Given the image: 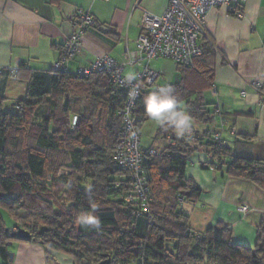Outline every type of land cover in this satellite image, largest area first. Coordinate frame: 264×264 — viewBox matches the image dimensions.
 <instances>
[{"label": "trees", "instance_id": "16d2710c", "mask_svg": "<svg viewBox=\"0 0 264 264\" xmlns=\"http://www.w3.org/2000/svg\"><path fill=\"white\" fill-rule=\"evenodd\" d=\"M200 46L202 52L192 64L181 65L191 73L207 51ZM203 73L193 77L191 89L180 86L184 83L181 79L174 87L180 100L193 98L187 101L186 111L199 122L210 120L212 115L202 103L206 83H211ZM4 76H9L8 71ZM3 78L0 210L6 208L14 227L28 230L32 238H12L0 212V264H9L7 250L14 241H32L64 253L73 264H96L107 256L111 264H264V218L255 228L254 245L247 246L233 242L231 229L220 221L209 223L202 231L192 229L183 211V204L196 203L203 191L184 177L193 153L202 150L208 157L201 167L224 169L226 176L251 181L263 192L264 160L235 155L222 139H214L212 129L183 138L173 136V144L162 151L151 148L155 153L143 157L151 197L145 213L136 200L126 201L134 195L132 182L112 157L121 133L118 110L126 100V89L104 73L80 77L50 68L33 73L24 98L14 103L16 110L6 111ZM75 91L83 105L78 107L79 118L72 125L68 94ZM143 92L132 110L137 129L148 118L143 103L147 94ZM62 98L63 105L56 111ZM162 130L169 135L172 128L165 125ZM60 169L67 172L60 174ZM55 184L65 189L60 200L50 189ZM85 212L99 217V226L79 223L78 216ZM41 228L46 229L40 233Z\"/></svg>", "mask_w": 264, "mask_h": 264}, {"label": "crops", "instance_id": "0c3cea01", "mask_svg": "<svg viewBox=\"0 0 264 264\" xmlns=\"http://www.w3.org/2000/svg\"><path fill=\"white\" fill-rule=\"evenodd\" d=\"M168 2L169 0H0V67L5 71L8 68H20L17 75L3 78V103L10 102L14 105L17 100L24 98L31 75L49 70L58 61L59 47L73 32L70 20L77 10L89 12L95 24L84 33L78 52L68 61L70 71L89 66L101 55L124 62L128 53L135 50L143 13L160 15L167 8ZM241 9V16L225 7L210 10L199 38V43L207 51L196 62L194 72L191 73L170 60L175 64L177 73V80L173 83L172 79L169 80L173 73L169 79L162 78L163 75L170 74L158 62L162 58L151 60L150 66L160 75L155 85L143 92L149 94L162 86L174 89L180 79L184 80L180 86L191 89L193 77L197 79L204 72L211 83H206L208 87L202 93V103L204 108L212 110V115L206 122L192 119L191 131L185 135L194 132L203 134L212 129L215 134H220L225 145L235 155H238L233 147L236 144L250 141L255 142L256 146H264V0H246ZM141 69L142 65L125 66L123 74L128 78L135 77ZM254 82L259 83V87H255ZM192 99H181V110L187 112V101ZM162 127L145 118L138 126L142 146L162 151L174 143L171 137L183 138L173 130H170L171 134H166ZM250 158L258 159L252 156ZM188 160L184 177L192 179L203 191L196 203L183 204L186 215L189 214V204L196 206V209L201 203L204 208L205 201L214 203L220 200L228 189V184L225 186L227 180L223 181L224 169L213 171L200 166L208 161L202 150L193 153ZM218 174L222 178H218ZM245 192L241 199L225 207L227 215L218 210L224 208L219 204L214 212L217 216L212 220L211 215L206 224L217 221L227 224L232 231V241L249 246L246 240L253 233L250 225L256 228L264 218V192L251 181L246 184ZM240 200L251 207L248 214L237 212ZM193 211L205 215V210L191 212ZM241 220L244 222L241 223ZM188 225L196 230L189 223ZM14 226L15 224L11 229ZM11 246L14 248L13 260L9 264H73L70 256L46 249L32 241H14Z\"/></svg>", "mask_w": 264, "mask_h": 264}, {"label": "built area", "instance_id": "2783aa9c", "mask_svg": "<svg viewBox=\"0 0 264 264\" xmlns=\"http://www.w3.org/2000/svg\"><path fill=\"white\" fill-rule=\"evenodd\" d=\"M235 1V2H234ZM246 0H169L167 8L160 15L144 12L140 21V32L136 39L135 50L128 53L124 62H117L108 55H101L86 67L70 71L68 61L78 52L82 37L95 20L89 12L77 10L70 24L73 32L67 36L59 47V59L52 65L54 72L71 73L80 77H88L93 73L106 74L118 87L126 89V100L118 115L122 120L121 133L116 142L112 157L119 169L129 173L134 195L126 198L127 202L136 200L142 212L149 211L151 200L143 169V157L153 155L155 150L142 146L137 129V118L132 110L137 97L147 88L155 85L160 73L154 70L149 62L157 58H167L179 65H191L202 50L199 38L203 32L207 13L217 7H225L238 16L243 11L241 7ZM142 65V69L134 78L123 74L125 66ZM3 68L0 67V81L3 78ZM9 76H14L18 68H8ZM255 87L259 83L254 82ZM72 117V125L77 121ZM214 139L220 141V134H214ZM181 202V200H179ZM238 213L245 215L251 211L246 203H239Z\"/></svg>", "mask_w": 264, "mask_h": 264}, {"label": "rangeland", "instance_id": "374dc122", "mask_svg": "<svg viewBox=\"0 0 264 264\" xmlns=\"http://www.w3.org/2000/svg\"><path fill=\"white\" fill-rule=\"evenodd\" d=\"M158 62L162 63V66H164L168 69V73L170 72L169 75L165 74L162 76V78L169 79L171 73H173V77L170 78L169 80L172 79L173 83L176 82L177 73L175 72V66H174L175 64L172 61H170V59H167V58L166 59H164V58L158 59ZM169 80H166V82ZM76 93L77 92L75 91V92L68 94V98H69L68 100L70 102V106H69V108H70V111H69L70 119H72V117L74 115L78 116L77 118H79V114H78L77 110H78V107L83 105L82 101L80 99L78 100V98H76V96H77ZM63 101H64V99L62 98L57 102L56 111H59L60 107L63 105ZM3 110L14 111V110H16V107L13 104H11L10 102H5V103H3ZM233 147H235L234 151L238 155H246L247 157L252 156V157H256L258 159L264 160V146H259V145L256 146L255 142L251 143L250 141L249 142L247 141V143L236 144V146H233ZM248 155H250V156H248ZM66 172H67L66 170L60 169L58 173L63 174ZM219 177H221L220 174H218V178ZM237 178L238 177H231V176H226V175L223 176V179H224L223 181L227 180L226 185L225 184L224 185L227 186V184H228V189L225 193V196L223 198H221L220 200H216V202H214V203L213 202L209 203V202L205 201L204 202V208L201 206V203H199V205H197L196 209H195L196 206L189 204V206H188V213L189 214H187L188 218H189L188 223L192 227H194L196 230L201 231L202 229H205V227L209 224V223L206 224L208 221V218H210L212 215V220H213V218L217 216L214 212L216 211L217 206L219 204L221 206H224V208H219L218 210H220V212H224V214L227 215L228 212L226 211L225 207H228L229 204L234 203V201L238 200L239 198L241 199L243 197V194L246 193L245 190H246V184H248V181H246L245 179H241V178L237 179ZM50 189H51V192L56 193V195H55L56 199L60 200L64 196L63 192L65 191V189L62 185L55 184L54 186H51ZM217 201H218V204H217ZM240 201H241V203H244L243 200H240ZM192 210H196V211L197 210H200V211L205 210L204 211L205 215L203 216V213H194V211L191 212ZM16 211H19V214L23 215V212H21L20 210L17 209ZM16 211H15V213H18ZM0 212H1V217H2L3 224H4L5 228L11 229V227L15 224V221L12 218L11 214L4 207L1 208ZM240 222L242 223L244 221L241 220ZM250 227L253 229V233L250 236V239L246 240V241L249 242V246H253L255 243L254 242L255 238H256L255 228L253 227V225L252 226L250 225ZM11 230H14V228ZM251 239H253V240L251 241ZM13 249H14L13 246L9 245L7 251H9L10 253L13 254V251H12ZM0 262H1V260H0Z\"/></svg>", "mask_w": 264, "mask_h": 264}, {"label": "clouds", "instance_id": "9594fccd", "mask_svg": "<svg viewBox=\"0 0 264 264\" xmlns=\"http://www.w3.org/2000/svg\"><path fill=\"white\" fill-rule=\"evenodd\" d=\"M134 78V77H130ZM144 111L147 117L158 125H168L177 136H184L191 131L193 120L190 114L181 110V100L174 94L171 86H162L143 97ZM93 212L95 206H93ZM78 222L99 226V217L91 212L78 216Z\"/></svg>", "mask_w": 264, "mask_h": 264}, {"label": "water", "instance_id": "95a60500", "mask_svg": "<svg viewBox=\"0 0 264 264\" xmlns=\"http://www.w3.org/2000/svg\"><path fill=\"white\" fill-rule=\"evenodd\" d=\"M45 229L46 228H41L40 233H42L43 230ZM10 235L12 238H15L17 240H30L32 238V235L28 230L21 228L19 226H16L14 230L11 231ZM7 255L9 257V260L12 261L13 254L7 251ZM96 264H111V257L110 256L104 257L102 260H100Z\"/></svg>", "mask_w": 264, "mask_h": 264}]
</instances>
